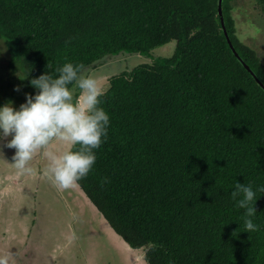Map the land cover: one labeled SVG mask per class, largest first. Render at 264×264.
<instances>
[{"label":"trees","instance_id":"16d2710c","mask_svg":"<svg viewBox=\"0 0 264 264\" xmlns=\"http://www.w3.org/2000/svg\"><path fill=\"white\" fill-rule=\"evenodd\" d=\"M234 1L222 13L240 58L218 0H0L21 100L65 60L94 78L123 64L99 98L106 138L75 184L146 264H264V194L248 233L229 196L235 180L264 184V62L237 35ZM244 2L264 16V0Z\"/></svg>","mask_w":264,"mask_h":264},{"label":"rangeland","instance_id":"374dc122","mask_svg":"<svg viewBox=\"0 0 264 264\" xmlns=\"http://www.w3.org/2000/svg\"><path fill=\"white\" fill-rule=\"evenodd\" d=\"M233 3L237 35L264 62L263 14L254 6L245 10L244 0ZM4 50L0 41V103L10 100L16 107L23 102L19 90H14V86H19L20 71L13 75L7 72ZM170 50V45L163 46L160 53ZM122 65L104 64L101 67L104 72H96L95 79L101 90L107 85V76L118 73ZM48 147L60 152L66 145L54 139ZM13 152V148L4 147L0 141V256L6 255L8 264H146L142 251L129 248L115 234L75 183L58 188L42 174L46 161L39 150L27 162L28 172L14 167ZM33 170L41 171L40 176L35 174L39 186L38 182L27 181L36 186L26 191L28 186L16 184L14 177L27 179L25 176Z\"/></svg>","mask_w":264,"mask_h":264},{"label":"clouds","instance_id":"9594fccd","mask_svg":"<svg viewBox=\"0 0 264 264\" xmlns=\"http://www.w3.org/2000/svg\"><path fill=\"white\" fill-rule=\"evenodd\" d=\"M28 84L34 91L25 92L18 106L13 107L10 100L0 103V141L14 149L11 163L21 172L30 171L27 162L39 150L46 161L42 174L54 186L68 188L87 175L96 158L93 149L106 138L109 117L100 106L102 90L80 63L68 60L51 72L29 78ZM54 139L66 145L65 150H50ZM73 145L78 147L72 150ZM262 194L264 184L232 183L229 196L242 210V227L247 233L260 227L254 204ZM0 264H8L6 255L0 256ZM168 264H173L171 259Z\"/></svg>","mask_w":264,"mask_h":264},{"label":"flooded vegetation","instance_id":"af4514ba","mask_svg":"<svg viewBox=\"0 0 264 264\" xmlns=\"http://www.w3.org/2000/svg\"><path fill=\"white\" fill-rule=\"evenodd\" d=\"M11 169H9V171H10ZM40 171V170H39ZM40 173H41V171H40ZM12 174V173H11ZM11 174H6L5 176H9V175H11ZM35 172H34V170L32 171V173H29V174H27L25 177H27V179H25V178H21V177H14L15 178V182L17 181V183L16 184H24V185H26V187L28 186V188H26V191H28V190H30L31 188H33V186H36V184H33V185H29L28 184V182L30 181V183H35V182H38V180H36L35 179ZM24 175V174H23ZM39 176H40V174H38ZM33 180V181H32ZM28 181V182H27ZM21 182V183H20ZM28 184V185H27ZM2 185V183H0V186ZM37 186H39V182H38V185ZM5 196H7V198L8 197H10L9 196V193H7ZM4 201H6V200H4Z\"/></svg>","mask_w":264,"mask_h":264},{"label":"water","instance_id":"95a60500","mask_svg":"<svg viewBox=\"0 0 264 264\" xmlns=\"http://www.w3.org/2000/svg\"><path fill=\"white\" fill-rule=\"evenodd\" d=\"M218 14H219V17H220V21H221V25H222V28H223L224 34H225V36H226V38H227V41H228V43H229V46H230V48L232 49V51L234 52V54H235L237 57H239V56H238V53L236 52L235 48L233 47V45H232V43H231V40H230L229 37H228L227 31H226V29H225L224 20H223V13H222V0H218ZM239 58H240V57H239ZM243 64H244L245 68H246L247 70H249V72H250L252 75H254V73H253V71L250 69V67H249L246 63H244V62H243ZM261 85H262V84H261ZM262 86H263V85H262ZM263 88H264V86H263Z\"/></svg>","mask_w":264,"mask_h":264}]
</instances>
